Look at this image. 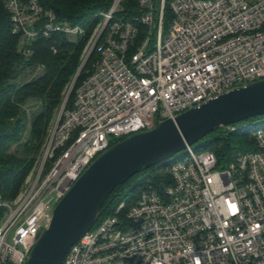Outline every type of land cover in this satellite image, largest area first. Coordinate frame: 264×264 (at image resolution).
I'll return each instance as SVG.
<instances>
[{
	"label": "built area",
	"instance_id": "built-area-1",
	"mask_svg": "<svg viewBox=\"0 0 264 264\" xmlns=\"http://www.w3.org/2000/svg\"><path fill=\"white\" fill-rule=\"evenodd\" d=\"M3 1L26 58L39 39L88 36L41 0ZM125 1L99 14L20 194L9 202L0 191V264H27L57 204L114 143L264 79V0H173L167 29V0L159 9L138 0L131 18L121 13ZM253 137L255 149L228 164L188 146L166 162L170 183L140 187L62 264H264V128Z\"/></svg>",
	"mask_w": 264,
	"mask_h": 264
},
{
	"label": "trees",
	"instance_id": "trees-1",
	"mask_svg": "<svg viewBox=\"0 0 264 264\" xmlns=\"http://www.w3.org/2000/svg\"><path fill=\"white\" fill-rule=\"evenodd\" d=\"M112 1L41 0L44 8L53 11L60 21L87 28L88 36L76 42L63 34L39 39L33 45L34 54L26 58L19 52L20 38L12 34L11 15L5 2L0 0V191L5 201L11 202L18 197L41 155L48 129L61 108L66 88L77 72L85 45L101 21L99 14L107 12ZM172 1L167 0L165 6L166 29L173 16ZM155 3L159 9L160 0H155ZM123 12L128 14L127 18L138 15V0H127ZM144 35V28H141L140 39ZM40 67L44 70L41 76L19 83L26 70L35 71ZM32 100H38L41 109L32 120L29 137L25 140L29 128L26 106ZM73 101L74 92L67 105L69 108ZM249 126L253 127L249 129ZM231 127L221 128L207 136L202 140L205 144L200 147L214 152L223 164L230 163L241 152L255 149L253 133L264 128V116ZM208 137H211L210 141L206 140ZM17 146H21V154L12 151ZM166 167L167 163L153 167L118 187L103 207L100 219L114 214L121 202L135 199L140 187L151 184L161 188L165 183H170L165 173Z\"/></svg>",
	"mask_w": 264,
	"mask_h": 264
},
{
	"label": "water",
	"instance_id": "water-1",
	"mask_svg": "<svg viewBox=\"0 0 264 264\" xmlns=\"http://www.w3.org/2000/svg\"><path fill=\"white\" fill-rule=\"evenodd\" d=\"M264 116V79L229 90L175 118L157 120L101 153L54 209L52 221L27 264H62L70 249L99 221L116 189L163 165L221 128Z\"/></svg>",
	"mask_w": 264,
	"mask_h": 264
},
{
	"label": "rangeland",
	"instance_id": "rangeland-1",
	"mask_svg": "<svg viewBox=\"0 0 264 264\" xmlns=\"http://www.w3.org/2000/svg\"><path fill=\"white\" fill-rule=\"evenodd\" d=\"M127 1V0H126ZM125 1V2H126ZM251 4H254L257 0H248ZM122 9L124 11V4L122 5ZM122 14L124 15H128L127 13L125 12H121ZM44 70L43 68H37L35 71H32V70H26L25 73H23V75L21 76L20 80H19V83L20 84H23L25 82H28L29 80L31 79H35L39 76H41L43 74ZM41 109V105H40V102L38 100H32L29 102V104L26 106V110H27V114H28V119H29V128H28V131L25 135V140L28 139L29 137V133H30V126H31V123H32V120L34 119L35 115L40 111ZM253 126H249L248 128L251 129ZM232 128V127H231ZM230 127L228 129H231ZM48 134V133H47ZM46 140V138H45ZM207 141H210L211 140V137H208L206 139ZM202 141H200L199 143H197L196 145H194L196 148L197 147H201L203 144H205V142L201 143ZM13 152L17 153V154H21V151H22V148L21 146H17L15 147L13 150ZM184 154V151L178 153L175 157H173L172 159H175V158H178L180 156H182ZM10 242H11V239H10Z\"/></svg>",
	"mask_w": 264,
	"mask_h": 264
}]
</instances>
